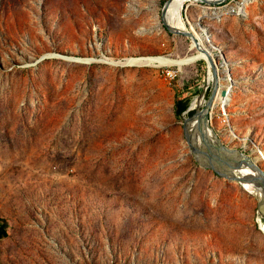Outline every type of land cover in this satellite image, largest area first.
<instances>
[{"label": "rangeland", "instance_id": "obj_1", "mask_svg": "<svg viewBox=\"0 0 264 264\" xmlns=\"http://www.w3.org/2000/svg\"><path fill=\"white\" fill-rule=\"evenodd\" d=\"M167 1L0 0V264H264L259 200L196 163V112L176 111L209 99L206 59L125 65L200 53L165 29ZM238 2L183 12L218 61V100L234 90L209 128L264 170V0Z\"/></svg>", "mask_w": 264, "mask_h": 264}, {"label": "water", "instance_id": "obj_2", "mask_svg": "<svg viewBox=\"0 0 264 264\" xmlns=\"http://www.w3.org/2000/svg\"><path fill=\"white\" fill-rule=\"evenodd\" d=\"M199 3L208 5L210 7H217L226 3L228 0H197ZM172 2L168 0L161 12V21L165 29L178 36L190 37L195 40L200 50H204L210 56V63L213 67L215 80L212 86L211 95L208 100L205 101V105L202 106L201 110L190 106L189 110L184 114L195 115L186 120L184 125L185 139L191 154L193 155L196 163L204 168L205 170L212 171L218 177L229 180L232 182L240 183L259 200V213L261 215V227L264 231V170L260 167L258 162L251 156L246 155L242 151L229 149L221 144H214L207 138V131L210 129V119L212 111L215 107V100L219 94L221 83H220V70L217 64V60L210 52V48H206L201 45V42L197 39L193 28H185L181 30L169 25L165 19L166 8ZM217 61V62H216ZM92 63V61H91ZM90 64V62L86 63ZM126 66H134L128 62ZM196 123L197 132L194 135L189 133V126L192 123ZM198 138L201 139L202 143H197Z\"/></svg>", "mask_w": 264, "mask_h": 264}, {"label": "bare ground", "instance_id": "obj_3", "mask_svg": "<svg viewBox=\"0 0 264 264\" xmlns=\"http://www.w3.org/2000/svg\"><path fill=\"white\" fill-rule=\"evenodd\" d=\"M256 1H258V0H239V2L236 4V6L234 8L229 9V10H232L233 12L242 15L244 12H246V10L249 8V6L254 4ZM195 2L199 3L197 0H172V2L166 8L165 19H166L167 23L169 25H171L175 28H179L181 30H184L185 28H189L185 13L183 12V9H184L186 4L195 3ZM205 11H206L205 16H210L209 11L208 10H205ZM198 25L203 30L202 33L205 34L206 39L210 42L211 46L213 48H216V50H219L217 45L214 43L212 35L209 33L208 29L203 25V23L199 22ZM195 35H196L197 39L201 42V45L203 46V48L204 47L209 48L204 43V39L200 36L201 34H198L195 32ZM192 41L194 42V44L198 48L195 40L192 39ZM198 51L200 53L198 55H196L194 57V59H192V60L191 59L190 60H174V59H169L167 57H143L140 59H133L131 61H128V63L133 64V65H137V64L138 65H169V66L177 65V66L182 67V66H184L190 62H194L198 59L205 58L207 63H208V66H209V70L211 71L210 74H212V76H213L212 81L214 82L215 76H214L213 67L210 63L209 54L207 52H204V50L203 51L200 50L199 48H198ZM210 52H212V49H210ZM212 55H213V52H212ZM217 64H218V62H217ZM210 67H211V69H210ZM218 67H219V65H218ZM166 75L168 78H171V71H168ZM220 83H221V78H220ZM223 90H224L223 88H220L219 94H221V92ZM233 95H234L233 87L229 86L227 88V91L224 93V97L219 101L218 96H217V100H215V101H217V103L220 104L221 108H227V106H229V104L233 100ZM204 105H205V101L203 99L199 105L194 104L193 107L196 109H199L200 107H202ZM196 132H197V126H196V123L193 122L189 126V133L191 135H194ZM209 134L212 137V138H210V141L212 143L222 145L220 140L217 138V136L213 133V131L211 129H209L207 131V134H206L207 138L209 137ZM200 142L202 143L201 139L198 138L197 143L200 144ZM260 156L264 159V153L263 152H260Z\"/></svg>", "mask_w": 264, "mask_h": 264}, {"label": "trees", "instance_id": "obj_4", "mask_svg": "<svg viewBox=\"0 0 264 264\" xmlns=\"http://www.w3.org/2000/svg\"><path fill=\"white\" fill-rule=\"evenodd\" d=\"M176 111L179 114V116L184 115L190 108V103L186 100L177 99L176 101ZM194 113H192L193 115ZM7 229L5 226H0V237L4 238L7 237Z\"/></svg>", "mask_w": 264, "mask_h": 264}, {"label": "built area", "instance_id": "obj_5", "mask_svg": "<svg viewBox=\"0 0 264 264\" xmlns=\"http://www.w3.org/2000/svg\"><path fill=\"white\" fill-rule=\"evenodd\" d=\"M177 73L175 71H171V79L170 80H174L177 78Z\"/></svg>", "mask_w": 264, "mask_h": 264}]
</instances>
